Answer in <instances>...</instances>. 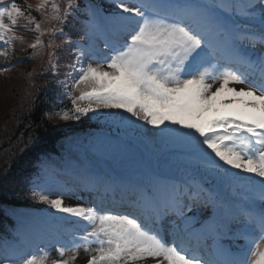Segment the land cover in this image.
I'll return each mask as SVG.
<instances>
[{"label": "snow or ice", "instance_id": "6c2138e0", "mask_svg": "<svg viewBox=\"0 0 264 264\" xmlns=\"http://www.w3.org/2000/svg\"><path fill=\"white\" fill-rule=\"evenodd\" d=\"M48 5L49 0H40L37 10ZM116 6L120 12L111 17L115 42H106L108 52L95 66L89 62L84 67L81 58L86 53L79 52L76 63L69 65L76 72L73 89L79 93L72 99L73 115H58L63 120H79L100 109L123 110L137 121L160 128L161 133H177L182 143L198 153L197 166L246 174V179L260 185L259 205L255 201L239 205L222 225L245 242L226 264H264V52L252 57L243 47L245 42L264 46V0L242 4L219 0L210 6L178 0H134L129 6L125 0H116ZM51 8L52 18L63 22L73 0H67L63 12L54 0ZM211 9L228 17H243L231 21L235 38L230 42H224L228 20ZM20 18L25 13L14 0H0V40L10 43L15 38L9 34ZM35 27L40 30V24ZM37 44L39 37L31 47ZM0 56L7 53L0 52ZM221 108H232L239 115L209 116ZM156 185L158 194L149 193L143 219L132 213L69 205L62 194L33 190L34 198L63 214L62 218H75L74 224L86 222L84 234L77 240L73 232L72 239L56 249L57 258L50 264H73L80 248L89 254L87 264H144L149 260L155 264H224L202 256L200 237L192 245L187 227L180 229L175 220L167 232L162 226L169 216L190 219L186 213L192 205L207 206L211 194L201 201L203 188L193 192L166 177H158ZM92 244L98 246L93 249ZM41 252L19 264H48L49 253ZM66 253L71 255L65 258Z\"/></svg>", "mask_w": 264, "mask_h": 264}, {"label": "trees", "instance_id": "16d2710c", "mask_svg": "<svg viewBox=\"0 0 264 264\" xmlns=\"http://www.w3.org/2000/svg\"><path fill=\"white\" fill-rule=\"evenodd\" d=\"M3 110L6 111L7 117L9 108V98H7L3 104ZM43 111L41 110V106H36V103L33 102L24 113L23 117H21V126L22 130H26L25 137L28 141V143L31 142H43L45 140H50L54 133L58 132V130L55 127H51L50 124L45 121L43 118ZM6 120L5 115H0V128L3 127V121ZM55 128V129H54ZM0 166H7V163L4 162ZM2 170V169H1ZM21 170H19L20 172ZM3 171H0V174ZM19 172L16 174L9 176L7 175V179L4 181V184L2 185L4 189L14 188V185L19 182Z\"/></svg>", "mask_w": 264, "mask_h": 264}, {"label": "rangeland", "instance_id": "374dc122", "mask_svg": "<svg viewBox=\"0 0 264 264\" xmlns=\"http://www.w3.org/2000/svg\"><path fill=\"white\" fill-rule=\"evenodd\" d=\"M14 78L12 81H14ZM12 81L4 79L3 82L0 84V115L3 112V106H2L3 102L8 98L9 95L13 94L11 90L13 87ZM19 82H22V81L19 80ZM51 214L54 215V214H61V213H58L56 210H52ZM75 262H74L75 264H82L83 260L81 258V259L76 260Z\"/></svg>", "mask_w": 264, "mask_h": 264}, {"label": "bare ground", "instance_id": "6f19581e", "mask_svg": "<svg viewBox=\"0 0 264 264\" xmlns=\"http://www.w3.org/2000/svg\"><path fill=\"white\" fill-rule=\"evenodd\" d=\"M83 257H85V256L83 255Z\"/></svg>", "mask_w": 264, "mask_h": 264}]
</instances>
